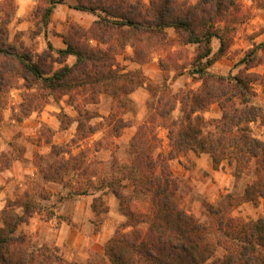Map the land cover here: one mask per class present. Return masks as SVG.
Wrapping results in <instances>:
<instances>
[{
    "label": "clouds",
    "instance_id": "obj_1",
    "mask_svg": "<svg viewBox=\"0 0 264 264\" xmlns=\"http://www.w3.org/2000/svg\"><path fill=\"white\" fill-rule=\"evenodd\" d=\"M261 45L264 0H0V264H264Z\"/></svg>",
    "mask_w": 264,
    "mask_h": 264
},
{
    "label": "trees",
    "instance_id": "obj_2",
    "mask_svg": "<svg viewBox=\"0 0 264 264\" xmlns=\"http://www.w3.org/2000/svg\"><path fill=\"white\" fill-rule=\"evenodd\" d=\"M216 25L211 21L204 24L201 31L196 34L193 38L196 42L200 43L202 46H205L206 53H211V37L216 35L218 39L221 40V48L217 54V57L223 56L227 49L229 48V39L220 35L219 29H216ZM227 29H225V33ZM264 47V45H261ZM254 55V53H252ZM216 59L215 57L213 58ZM248 62V56L242 61V63ZM211 64V61L209 62ZM38 72V69L36 70ZM201 71V70H200ZM199 71V72H200ZM107 75L104 72H97L92 78L96 80H100L103 76ZM65 77L63 74H57L56 76L51 78V81L54 83L56 79L63 80ZM72 86H76L73 84ZM196 129H192L191 125H189V132H194ZM257 163H260L257 160ZM259 172V169L257 170ZM152 190L154 191V213L153 219L159 223L161 226H169L172 228H177L181 230V234L187 232L189 234V238L195 243L198 239V233L195 231L194 226L187 225L182 223L179 219V214L174 211V208L171 204L168 203V183L162 182L156 185H152ZM251 228L252 230L261 234V238H264V218H261L255 222H252L250 225H246L243 228H237L236 231L240 233L244 238L247 237V230Z\"/></svg>",
    "mask_w": 264,
    "mask_h": 264
},
{
    "label": "rangeland",
    "instance_id": "obj_3",
    "mask_svg": "<svg viewBox=\"0 0 264 264\" xmlns=\"http://www.w3.org/2000/svg\"><path fill=\"white\" fill-rule=\"evenodd\" d=\"M231 43H233V41L229 40V47L231 46ZM218 54V53H217ZM228 53L227 51L225 52V54L223 56H220L219 58H223L225 56H227ZM247 57V55L245 57L242 58L241 62ZM228 59L230 60L231 59V56H228ZM196 71L199 73L200 69H196ZM123 86V85H122ZM261 219V218H260Z\"/></svg>",
    "mask_w": 264,
    "mask_h": 264
}]
</instances>
